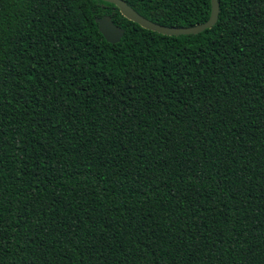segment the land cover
Instances as JSON below:
<instances>
[{
  "label": "trees",
  "instance_id": "1",
  "mask_svg": "<svg viewBox=\"0 0 264 264\" xmlns=\"http://www.w3.org/2000/svg\"><path fill=\"white\" fill-rule=\"evenodd\" d=\"M218 2L166 35L104 0H0V264H264V0Z\"/></svg>",
  "mask_w": 264,
  "mask_h": 264
},
{
  "label": "water",
  "instance_id": "2",
  "mask_svg": "<svg viewBox=\"0 0 264 264\" xmlns=\"http://www.w3.org/2000/svg\"><path fill=\"white\" fill-rule=\"evenodd\" d=\"M107 2L114 3L119 12L126 17L127 19L136 22L141 27L146 29L156 31L158 33L166 35H180V34H190L198 33L206 28H210L215 24L219 12V2L218 0H210V13L206 21L187 27H175V26H166L155 23L144 16L136 12L132 7H130L124 0H104ZM94 21L97 23L98 30L103 35L105 40L110 43L118 42L124 30L120 26L114 24L112 18L109 15H102L100 17H95Z\"/></svg>",
  "mask_w": 264,
  "mask_h": 264
}]
</instances>
